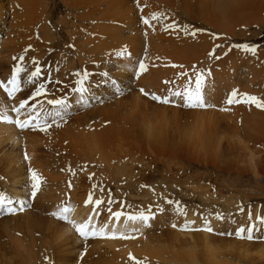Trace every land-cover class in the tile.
<instances>
[{
	"label": "bare ground",
	"instance_id": "bare-ground-1",
	"mask_svg": "<svg viewBox=\"0 0 264 264\" xmlns=\"http://www.w3.org/2000/svg\"><path fill=\"white\" fill-rule=\"evenodd\" d=\"M62 2L67 11L65 17H60L61 19L53 22L54 25L51 24L52 27H50L48 24V21L51 22L49 20L50 8L46 0H0V18L3 16L4 9L11 8L12 10L9 30L11 33L13 32L12 36L3 42L0 48V56L10 63L11 60L17 59L24 50H27L28 62L32 63L31 60L34 62L35 57L41 59L48 57V51L54 45V48H57L56 51L59 52L57 54L56 51L54 52L56 60L48 69L50 71L55 69L49 71L52 78L57 77L60 80L59 84L75 82L73 86H77L76 89L81 96L79 98L84 102H93L94 100L98 102L99 97L97 95L99 94L103 97L107 96L109 99H106L107 103L99 108L98 116H95L96 119L92 121V126L90 123L87 124L88 132L78 131V136H75L69 129L70 133H68L72 134L71 136H62V132L60 135L54 134L52 136L61 140L60 143L63 144L57 150L60 153H58V157L57 154L51 155L50 153H54L51 150H45L49 153L42 155L41 150L35 152L31 147H37L38 142L41 141L40 135L36 132L37 129H42L39 122L33 128L26 129H19L14 123L0 122V164L5 166L6 170L4 169V171L10 179V182L7 179L4 181L6 189L16 186L17 188L12 189H16L21 196L27 193V190L18 187V184L21 183L20 179L25 177L22 173L25 165L20 156V145L27 146L32 152L27 157L29 165L44 175L47 179L46 184L62 188L61 192L57 194L48 188L43 192V195H39L34 209L57 212L59 208L64 207L63 204L69 194L73 198H70L72 205L69 207L72 215L69 217L67 214L65 223L55 217V219L53 217L48 218L43 223L42 229L47 231L46 233L48 236L50 235L56 247L62 244L65 248L75 250L81 242L80 238H86L76 231L74 225L83 224L91 217V223L96 226L98 233L100 229H105L109 235L115 232L117 237L121 235L129 237L113 239L105 236L100 238L98 237L99 234L89 235L88 237L97 236L93 240L95 252L100 253L102 248H106L109 261H104L102 264H132V259L128 261L124 257V254L131 252L135 258L133 264H136V261H142L143 264H185L182 259L176 258L175 254L178 252L173 250L174 246L170 242L165 240V242L170 243V246L163 247L154 238V235H149V232H154V230L148 228L156 221H153L152 214L148 213L149 209H147L146 204L139 208L136 204L128 205L129 203L126 202L127 206H124V202L129 198L130 193L131 197L139 196L144 200L150 195L148 190L147 192H137L140 180L132 182L129 176L132 174L134 163L139 160L138 156L156 160L159 157L160 160L165 157L169 160L173 156L177 158L178 155L179 157L180 155L188 156L213 164L221 171L229 169V165L226 164H230L231 167L234 162H237L233 157L234 155L235 157L236 155L238 157L244 155L248 162L253 160L256 153L254 152L255 149L249 146V142L251 144H253L252 141L258 143L264 138V114L251 107L250 111L245 112L244 117H241L242 114L239 115L238 112H243L246 108L231 106L230 111L227 112L228 106L225 107L226 104L220 103L221 94L233 89L234 82H239L234 81L235 71L233 72L234 75L229 73V69H232L230 64H237V61L241 60V56L244 58L248 51L242 46L235 50L236 46H234L232 52L225 53L226 56L221 58L227 48L218 49L215 46L220 40L219 37L221 38L219 36L221 31L226 32L228 37L234 38L246 30L242 29L248 23L260 21L258 23L264 27V0H62ZM193 8L199 17L197 22H195L196 16L193 15ZM177 13L179 16L184 13L185 17L179 18ZM152 14L158 15L159 19L151 20V26L142 22V17L150 19ZM193 22H195L194 26L191 25ZM170 24L175 26L167 28ZM55 27L64 29L67 34L68 40L64 42L63 47L57 43L59 42L57 38L60 36ZM222 34L224 33L222 32ZM220 47L222 48V46ZM142 50L145 51L144 54H141ZM258 51L254 52L258 55L260 53L259 57L254 55L256 59H251L252 56L250 59L247 58L252 60V63L248 60L246 63V60L244 61L245 56L244 59L242 58V62L238 64L247 65L248 69L246 70L254 78L251 84L262 88L264 85L259 84V80L257 81L256 78H258L257 67L260 65L257 62H261L264 58L261 56L264 52L261 49L260 51L263 53L260 51L258 53ZM209 53H212V56ZM239 53L244 55L240 56ZM239 56L240 58H237ZM140 57L144 58L140 59ZM236 58L238 60H234ZM253 60H257V62H253ZM140 61H143L146 70L137 76L136 72ZM0 62H2L1 59ZM19 64L24 69L20 72L22 75H18L22 80L19 82V91L14 92L10 97L6 94L5 88L10 89L12 87L11 84L5 83L11 79V73L0 82L5 86L4 90L0 87V113H6L13 120L17 118L23 120L28 112H31L33 116L39 113L40 120L44 122V100L34 102V107L26 104V107L21 109L19 113L12 111V109L19 107L22 101L27 102L28 98L23 99L21 94L27 85L32 84V82L27 83L29 80L27 71H25L21 61ZM35 64L36 62L33 66ZM261 64L263 66L264 61ZM225 66L228 67L225 68ZM183 67L185 69H182ZM260 70L262 71V69ZM173 72L180 75L178 76L179 87H174L176 91L180 92H183L185 87L194 89L196 74L203 73L202 91L205 103L207 106L213 104V107L211 109L194 107L193 110L189 109L190 111H188L185 109L183 100L170 103L178 106L175 108L168 103H161L156 100L158 103H154L148 98L151 95L144 94L160 93L158 88L168 81ZM161 73L163 75L160 79L158 76ZM125 84L129 89L121 95L126 88L121 86H125ZM141 89L144 90L143 94ZM255 91L256 93L260 92V89ZM244 92L246 93L248 90ZM94 93L97 95L94 96ZM24 94L26 95V93ZM165 97L170 98L169 96ZM176 98L181 99L179 96ZM74 102L76 103L77 100ZM63 105H69V102ZM168 105L169 107H166ZM51 111L54 112V108ZM85 114L86 111L83 113V118H86ZM94 115H88V117L93 118ZM238 121L239 123H237ZM103 127L104 129L100 130ZM64 133L66 134V132ZM142 133L145 141L139 145L142 140L138 136ZM45 139L47 137H43L44 142L48 141ZM130 141L133 142H131L133 146L130 145ZM4 143L12 145L8 152ZM134 143L146 147L138 150ZM2 144L6 150L1 148ZM254 145L258 146V144ZM15 150L17 151L13 155ZM48 156L51 157V160L56 158L58 164L64 163L66 158H70L72 164H86V172L90 171L92 167L107 169L103 175L105 180L95 181L92 177L86 176L85 173L76 171L81 173L80 176L75 175V179L79 178L80 180V183L76 181L78 185L87 183L92 190L95 188L92 193H86L84 190L79 193L77 189L64 184L65 179L70 182L74 181L71 177L65 174L62 176L59 173L56 176H54L55 173L52 174L53 176L44 173L46 169H64L62 165L54 168L52 164L54 162L50 163V161V164L47 165ZM98 174L101 175V172ZM122 178L126 181L124 189H121V194L120 189H117L119 185L117 181ZM109 184L115 185V190L112 192L113 195L117 194V202H114V199L108 202L107 197L110 194L107 193V190L112 188ZM126 188H133L128 191L129 195L125 194ZM41 197L50 201L44 202L40 200ZM76 199H78L77 203L74 201ZM89 199L91 202L87 205L82 206V203H79ZM6 200L16 202L12 207L15 211H18L17 209L22 205H17L15 198L9 200L5 197ZM97 201H103L105 204H97ZM12 203L9 204L12 205ZM140 209H145V213L136 211ZM35 210L21 215L34 219L32 226H35L36 221L42 218V215L39 216ZM165 212L168 211L165 210ZM115 213H121L119 219H116ZM141 214L149 217V219L147 221L128 219L129 216L139 217ZM155 224L159 225L160 221ZM137 226H139V230L136 228ZM35 227L40 226L36 225ZM138 231L140 232L137 233ZM165 234H173V231L166 230ZM187 236L189 248L182 250L184 252L193 254L197 243L204 244L209 252L210 249L215 248L211 241L214 242L217 238L209 235L205 230L194 233V236L188 231ZM32 240L26 245L16 244L20 250L17 252H21L23 255L26 251L25 254L32 256L33 253L36 255V259L40 258L39 251L35 250L36 241ZM85 241L87 242V240ZM69 249L66 251L71 254ZM28 255L25 256L26 259ZM23 261L20 263L27 264L26 261L24 263ZM32 261H34L33 258ZM190 262L191 264H199L195 258ZM68 263H70V259L66 262V264Z\"/></svg>",
	"mask_w": 264,
	"mask_h": 264
},
{
	"label": "rangeland",
	"instance_id": "rangeland-1",
	"mask_svg": "<svg viewBox=\"0 0 264 264\" xmlns=\"http://www.w3.org/2000/svg\"><path fill=\"white\" fill-rule=\"evenodd\" d=\"M46 2L49 3V8H50L49 20L51 22L48 21V24H50V27H52V25H54L53 22L59 21L61 19L60 17H65L67 11L62 0H46ZM11 11H12L11 8L4 9L2 12L3 16L2 18H0V48L3 42L7 41L10 38V36H12L13 34V32L11 33L9 30ZM195 12L196 10L193 8V13H194L193 15L194 17L196 16L195 22H197L199 20V17L198 15H196L197 13ZM176 15L179 18L185 17L184 13H181L180 14L181 16H179V13H177ZM195 22L191 23V25L194 26ZM258 22L260 23V21ZM258 22H254V23L252 22L251 24L246 23L247 25H245V27L242 29V30L245 29L246 30L234 38L228 37L226 32L221 31L220 32L221 35H219L221 36V38L219 37L220 40L215 47L219 46L217 47L218 49H223V47L224 49L227 48V50H224L223 52L224 54L225 53L229 54L230 52H232L234 50L233 48L234 46H236L235 50L237 49V47L240 48L241 46L242 47L247 46L248 48H254L255 49L254 52H257L258 50L260 51V49L263 50L264 52V27L260 26ZM55 29H57L58 31L57 33L60 36V37L58 36L59 38L56 37L57 40L59 41L57 43L61 47H63L64 42L68 40L67 34L65 33L64 29H58L56 27ZM222 32L224 34H222ZM220 46H222V48ZM56 49L57 48L56 47L54 48L53 45L52 48L48 51L49 53L48 57H46L45 59L35 57L36 58V60H34V62H36L35 66H33L34 62L32 60H31L32 63L28 62L29 58H28L27 50H24V52L21 53L17 57V59L11 60L10 63H8V61H6L5 58H1L2 56H0V59L2 61L0 62V82H2L3 78H6L9 73H11L12 75L14 68L19 64V61H21V63L25 67V71H27L28 78L29 79L31 78V82H32V84L27 85L24 88V91L22 92L21 95H23V99L28 98L27 99L28 106H33L34 102H39L41 100H44L45 117H44V122L41 120L39 121V125H41L40 128H45L46 127L45 121H47V125H48L46 127V130L37 129L36 132L40 135L41 141L38 142L37 147H33V146L31 147L35 152H39L41 150L42 155H46L47 153H49L48 151L45 150H51V152L54 153H50V154L51 155L57 154L58 157L60 153L57 152V150L61 148L60 145L62 143H60L61 140L57 139L55 136L54 137L52 136L54 134L60 135L61 132H62L61 133L62 136L63 135H65V137L71 136L72 134H69L70 133L69 129L72 130L71 132H73L75 136H78V131L81 132L82 130H84L85 133L88 132L89 130L86 127L87 124L90 123L92 126V121H95L96 119L95 116H98L97 113L100 110L99 108L104 106L107 103L106 99L109 98L107 96L103 97L100 94L97 95L96 93H94V96L97 95L99 97L98 102H96V100H94L93 102L92 101L84 102L81 98H79L81 96L79 95V92L76 89L77 86L76 87L73 86L75 82H72L71 84H59L60 80L57 79V77L52 78L50 72L55 69H52L51 71L48 69H50V66L53 63V61L56 60L54 53ZM58 52L59 51L57 50L56 54ZM250 52L251 51H248L245 54L246 56V58L244 56L245 59L243 58V56H241L244 55V54H240L242 53L241 51L238 55H240L244 59V61L246 60L245 62L248 63L247 60L250 61L249 60L251 58L250 56H252L251 59H256L254 55L256 56L258 55L257 53L254 52L250 53ZM144 53L145 51L142 50L141 54ZM224 54L222 55L221 58H223V56H226V54L225 55ZM240 56L237 58H240ZM259 56L260 53L258 57ZM261 56H264V53L263 55L261 54ZM258 57L257 59L260 60V58ZM143 58L140 57V59ZM237 58L234 60H238ZM242 58L241 60H239V62L237 61V64L232 63V65H234L233 67L230 64L231 66L230 68L232 69H229L230 74H232L234 71H235L234 73H236L234 76L235 77L234 81L236 82L239 81L237 83L234 82L235 85H233L235 90L237 88L238 95L236 99L240 100L241 99L240 94H245L244 91L248 90L246 94L250 96H255L259 98L261 101H264V86L260 88V86H254L251 84V82L254 81V78L251 76L249 71L246 70L248 69V67H246L247 65L246 66L242 65L244 63L238 64L242 62L243 60ZM263 59L264 58H262L261 62L259 61L260 63L257 62V60L256 61L253 60V62L255 61L258 64H260L257 65L260 69H262V71L264 70L263 69L264 65L262 66L261 64L264 61ZM250 62L252 63V60ZM227 67L225 66V68ZM235 67L237 68L235 69ZM258 67H257L258 78L256 79L257 81L259 80V84L264 85V83H262L264 82V78H263L264 72H262ZM37 68H39L40 74L37 77H31V73L36 71ZM30 69L32 70V72ZM182 69L185 68L183 67ZM259 70L261 71V74ZM19 75L22 74L19 73ZM162 75L163 73H161L160 76H158V78L161 79ZM178 76H180L178 73L173 72L169 77L168 81L158 88V91L160 93H152V94H155L156 96L161 95V97L169 96L170 103L181 101L182 99L176 98L178 96H174L172 94L173 92H176V89L174 87L176 88L179 87L178 82H180V80L178 79ZM259 77L262 79L260 80ZM18 81L22 82L19 76H18ZM5 83H8V81H5ZM27 83H30L29 80ZM40 85H43V89H42L43 94L33 98L32 94L35 92L36 88L39 87ZM121 87L122 88L126 87L125 90L121 93V95H123L124 92H127L129 87H127L126 84L125 86H121ZM234 88L231 89V87H229V89L231 90L229 91L224 90L225 93L223 92L221 94L222 100H220V103L226 104L225 107L228 106L227 112L230 111L231 106H237L239 108L242 107L246 108L243 111L244 113L238 112L239 115L242 114L241 117H244L243 114H245V112H249L251 107L254 108L255 110L257 109L260 113L264 114V109L257 108L254 104L251 103L240 102V103H233V105L227 104L226 100L229 97L228 94L232 93ZM258 89H260V92L256 93L255 90ZM24 93H26V95ZM148 98H150V100H152L154 103H158L155 100H153L150 96H148ZM50 100H62L63 103L60 105H52L48 103V101ZM76 100L77 102L75 103L74 101ZM66 102H69V105H63ZM170 105L174 106L172 104ZM166 107H169V105ZM174 107L176 108L178 106H174ZM212 107L213 104L203 108L211 109ZM53 108H54V112L51 111ZM185 109L190 111L193 110L194 107L191 108L186 107ZM85 111H86L85 114L86 118H83V113ZM49 113H51V115H48ZM56 113H59V115H56ZM64 114L67 115L64 116ZM93 114H95L93 118L88 117V115L92 116ZM237 123H239V121ZM102 129H104V127L101 128L100 130ZM63 132H66L67 135L65 133L63 134ZM139 135L140 136H138V138L142 140V142L139 144L141 145L144 143L145 140L143 139V133ZM43 137H47V139L45 140L48 141L44 142ZM243 141L246 142V140ZM131 142L132 141H130V145L133 146ZM47 143L50 145H48ZM252 143L253 144L249 142V146L255 149L254 152L256 153V155L254 156L251 162H248L247 157L245 158L244 155L243 156L239 155L240 159L237 155L236 157L234 155L233 157L237 162H234L231 167L230 164H226L227 166L229 165L228 166L229 169H225L222 171L220 169L218 170L217 167H215V165L213 164L205 163L206 161L196 160L195 158H191L188 156L183 157L180 155L179 157L178 155V158L173 156L172 159H169L171 162L167 160L168 158L166 157L162 158L163 160L161 159L162 160L161 161L160 157L159 159L156 160L153 158L138 156L139 160H136V162L134 163V167L132 168L133 171L131 170L132 177L131 176L129 177L131 178L132 182L140 180L138 183L139 185L137 192H147L148 190V192H150V195H148L145 200L139 196L131 197L132 195L131 193L129 195L128 191H131L133 188L130 189L126 188L125 194L129 195V198L124 202L125 203L124 206H127L126 202L129 203L128 205H131L132 203L136 204V206H138L139 208H141L142 205L146 204L147 209H149L148 213H151L153 216L152 218L154 219L153 221L156 222L160 221L159 225H156L155 222L152 223L150 228H148L150 230H154V232H149V235H154V238L159 243H161L162 244L161 246L163 247L170 246L171 243L174 246L173 250L178 252L175 254L176 258L182 259V261H184L185 264H191L190 261L194 258L197 259L199 264H264V247H263L264 223H260L257 220L258 217L264 219V138H262L258 143H254V141H252ZM134 144H135L134 146L137 145V143ZM254 144H258V146ZM4 145L6 147L3 146L2 144L1 148L3 149L6 148L7 152L12 148L11 144L6 145L4 143ZM139 145L135 147L138 150L143 149V147L145 146L144 145L141 147ZM16 151L17 150L14 151L13 155L16 153ZM20 152H21L20 153L21 159L25 165L24 170L22 171L23 176L25 177H22L20 179L21 183L20 185L18 184V187L27 190L26 195L23 194V196H21V194L18 193L16 189H12L16 186L6 189V184H4V181L6 179L7 181H9L10 179L9 177H7V174L4 171V169L6 170L5 166L3 164H0V194H3V196H5L9 200L15 198L17 199V205L23 204L25 206L23 211L14 210V212L10 213L7 210L9 208L13 209L12 207L16 203L14 200L11 201L13 203L10 206H6V204L11 203L7 200L4 203L5 205H0L1 208L0 210V251L1 252L0 253H2L0 254V260H2L0 261L1 262L0 264L3 263L21 264L23 260H24L23 263L26 261L27 264H35L36 261H38L37 264H66V262L69 259H70V263L68 264H94V263L102 264L104 261L108 262L109 257L106 253L105 250L106 248L104 249L102 248L100 250L101 251L100 253L95 252L96 249L93 247L94 245L93 240L97 236H90L86 239L80 238L81 242L78 244L75 250L65 248V246L62 244H60L61 246L59 245L58 247L54 245V243L52 242V238H50V235L48 236V234L46 233L47 231L45 232L44 229H42L43 223L46 222V219L51 217L54 218V216L52 215V213L54 212L44 209L38 211L35 210L34 208H36L37 200H38L37 198H39V195L41 194L43 195V192H45L48 188H50L51 192H53L54 194L60 193L62 188L52 184H46L47 179L44 177V175L39 170H36L35 167H31L29 165L28 158L27 159L25 158L26 156L28 157V155L32 153L29 147L20 145ZM47 158H48L47 160L45 158V160L47 161V165L54 162L52 163L54 168L59 166L61 167L62 165L64 169H60V168L46 169L44 173L51 176H53L52 175L53 173H55L54 176H56L59 173L62 176L63 174H65L71 177V179H73L74 181L70 182L68 179H65L64 184H66L69 187L72 186L73 188L77 189L79 193L82 190L86 191V193L87 192L92 193L95 188L92 190L87 183L84 185L81 184L78 185L76 181L80 183V180L79 178L75 179V175L80 176L81 173L76 171H80L82 172V174L85 173L86 176L92 177V179H94L95 181L105 180L103 175L107 169H102L101 167H92L90 171L86 172L85 169L86 164L84 165L79 163L72 164L70 158H66L64 163H59V164L58 161H56L57 160L56 158H54L55 160H51V157L49 156ZM162 162L164 163L167 162V163L164 164ZM30 170L34 172L41 180L39 190L37 191V194L34 198L30 196V193L32 191L31 185L33 183L31 179ZM98 172H101V175H99ZM70 174L72 175L70 176ZM120 180L117 181V184H119L117 189L118 190L120 189L119 192L121 193L122 192L121 189L125 186L126 180L124 178ZM95 184L98 185L97 182H95ZM109 185L112 188H109L107 190V193L110 194V196L107 197L108 202L113 201V199L115 200L114 202H117L118 201L117 194L113 195L112 192L115 190L114 188L115 185L114 184H109ZM70 198L73 199L69 194L66 198L67 200H65V203L63 204L64 207L65 206L71 207L72 203ZM40 200H43L44 202L50 201L44 199L43 197H41ZM74 201L75 203H77L78 199ZM79 203H82V206L85 205L84 200L80 201ZM101 203L105 204L103 203V201H101ZM108 208L109 206L107 207V209ZM34 210L39 216L42 215L43 218L42 219L38 216L40 219H38V221H36L37 224H35V226L36 225L40 226L38 228L32 226L34 219L27 216H21L26 213L28 214ZM165 210H167L168 212H165ZM136 211L145 213V209H140ZM68 214L69 217H71L72 211H70ZM103 215L105 216V214ZM59 220H61L62 223H65L64 221H67L64 219H59ZM249 224L255 225V231L253 232L254 239L249 240L247 238H243V239L237 238V236L235 235L236 230L241 227L247 229ZM187 225H189V227H186ZM31 226L32 228H30ZM205 226L211 227L213 229L212 232H208V231L207 232L209 235L217 238V240H215L214 242L211 241L213 246H215V248L210 249L209 252V249H207V247H205L204 244L202 245L201 243H197L196 250L194 251L193 254H191V252L182 251L189 246L187 241L188 239L187 232L190 231V233L194 236V233L203 232V228ZM138 227L139 226H137L136 228L138 229ZM184 229H188V230H184ZM166 230L173 231V234L166 235L165 234ZM139 232L140 231H138L137 233ZM228 233H231V235H229ZM98 237L102 238V236L100 235H98ZM31 239H33L32 241H36L35 245L37 246H35V250L39 251L38 255L40 254L39 255V257L41 256L40 258L36 259V255H34L33 253L32 256L30 254L29 255L25 254L27 253L26 251H24L25 253H23V255L21 252H17V250L18 251L20 250L18 249L16 244L26 245L27 243L31 242ZM85 240H87V242ZM165 240L170 243L165 242ZM164 243H166L167 245ZM66 249H69L71 254L70 253L68 254V251H66ZM260 253H262L263 255H261ZM26 255H28L27 259L25 257ZM130 255L131 257H134V254L132 252L124 254L126 260L128 261L130 260ZM32 258L34 261H32ZM9 259L10 261H8ZM133 262L134 260L132 259L131 263L133 264Z\"/></svg>",
	"mask_w": 264,
	"mask_h": 264
},
{
	"label": "snow or ice",
	"instance_id": "snow-or-ice-1",
	"mask_svg": "<svg viewBox=\"0 0 264 264\" xmlns=\"http://www.w3.org/2000/svg\"><path fill=\"white\" fill-rule=\"evenodd\" d=\"M157 19H159V16L156 14H152L150 19L142 17V22L145 23L146 25L151 26V20H157ZM174 26H175L174 24H170L167 26V28H173ZM217 47H219V46H217ZM244 47H245L246 51H252V52L255 51L254 48H248L247 46H244ZM209 55L212 56V53H209ZM20 59H22V58H20ZM193 67H195V66H193ZM23 70H24L23 67L19 64L14 68L13 73L11 75V79L8 81V83L11 84L12 87L10 89H8V88L5 89L6 94L9 97L12 96L14 94V92L19 91L18 75ZM145 70H146L145 64L143 63V61H140L136 75L138 76L142 71H145ZM39 74H40V70H39V68H37L36 71L31 73V77H37ZM202 77H203V73H197L196 74L195 88L194 89H191L189 87H185L183 92L176 91V92H173L172 94L174 96L181 97L185 107H190V108L191 107H206L207 105L205 103L203 91H202V88H203V78ZM29 82H31V78L29 79ZM189 83H191V82H189ZM0 87H5V86L3 84H0ZM42 89H43V85H40L39 87H37L35 92L32 94V97L34 98L36 96L42 95L43 94ZM141 92L144 93V90L141 89ZM144 94L145 95H151V98L153 100L158 101V102L170 103V100L168 97H159V96H156L155 94H149V93H144ZM237 95H238L237 90L234 89L233 92L229 94V97L226 100V103L227 104H233V103L247 102V103L254 104L257 108L264 109V101H261L259 98L255 97V96H250V95L245 93V94H240L241 99L237 100L236 99ZM48 103L52 104V105H60L63 103V101L62 100H50V101H48ZM26 104H27L26 101H22L20 103L19 107L12 109V111L19 113L21 109H24L26 107ZM32 107H34V105ZM48 115H51V113H49ZM56 115H59V113H56ZM39 120H40V114L39 113H37L35 116H33L31 112H28L26 117L23 120H21L19 118L13 120V118L8 116L6 113H0V122L14 123L20 129L33 128L34 127L33 122L34 121L39 122ZM45 125H46V127L48 126L47 121H45ZM46 127L42 128L40 130H46ZM25 158L27 159V156ZM30 173H31V179L33 181L32 185H31L32 191L30 193V196L32 198H34L37 194V191L39 190L41 180L31 170H30ZM4 202H5V197L3 196V194H0V205H3ZM90 202H91V199L85 201V204L87 205ZM96 203L99 204V203H101V201H97ZM17 210L23 211L24 205L22 204L20 206V208ZM7 211L10 213L14 212V210L11 208H9ZM70 211H71V209L69 207L65 206V207L59 208L58 211L52 213V215L54 217H56L57 219L67 220V214ZM114 215H115L116 219H119L121 216V213H115ZM128 219L132 220V221H136L137 219L147 221L149 219V217L141 214L139 217L129 216ZM257 220L260 223H264V219H262V218L258 217ZM74 227H75L76 231L84 238H87L89 235H97V234H99L101 236H105L107 238H113V239H115V238H122V239L123 238H129V237H125L122 235L117 237L115 232H113L111 235H109L105 231V229H100L99 233H98L96 226L91 223V217H89L87 222H85L83 224H79V225H74ZM184 230H188V229H184ZM203 230L208 231V232L213 231V229L211 227H207V226H205V228ZM254 231H255V225L249 224L247 229H245L243 227L238 228L235 232V235L237 236V238H240V239L247 238L249 240H252V239H254V236H253ZM228 234L231 235V233H228ZM130 259L135 260V258L131 257V255H130ZM136 264H143V262L142 261H136Z\"/></svg>",
	"mask_w": 264,
	"mask_h": 264
}]
</instances>
